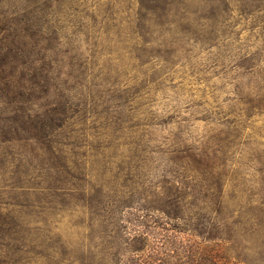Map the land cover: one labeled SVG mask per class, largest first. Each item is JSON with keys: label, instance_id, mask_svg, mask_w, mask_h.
I'll return each instance as SVG.
<instances>
[{"label": "trees", "instance_id": "trees-1", "mask_svg": "<svg viewBox=\"0 0 264 264\" xmlns=\"http://www.w3.org/2000/svg\"><path fill=\"white\" fill-rule=\"evenodd\" d=\"M78 1L0 0V264L26 263L35 191L85 196L84 185L66 180L85 179L79 150L86 144L80 126L90 118H119L137 99L138 91H134L122 104L111 106L103 92L94 89V53L85 52L77 38V33L86 36V43L92 38L88 28L75 23ZM136 1L135 22L128 23L145 46L133 56L142 66L157 61L172 65L184 40H215L219 19L230 9V0ZM234 1L243 9L248 5L252 11L264 8V0ZM214 32V38L210 37ZM178 34L184 39L181 45ZM154 45L157 51L150 50ZM244 67V78L258 75L251 64L240 66ZM236 94L230 108L222 111L219 106L217 115L201 119L217 125L210 138L169 144L171 178L184 187H169L159 206L141 205L180 223L175 226L177 233L207 244L198 259L188 256V261L179 264H256L234 261L231 253L254 249L264 254V188L250 195L246 188H234L226 196L229 182L240 179L239 183H245L246 176L236 166H257L264 183V144L243 143L245 128L240 124L244 117L264 114V91L246 83ZM242 144L247 148H241ZM36 164L40 169L34 174ZM47 178L54 183L45 186ZM189 178L191 182L185 181ZM201 184H205L203 198L197 188ZM126 192L129 200H125ZM134 192L140 191L128 189L117 196V208H133V203L144 200L136 199ZM166 262L171 264L170 259Z\"/></svg>", "mask_w": 264, "mask_h": 264}, {"label": "rangeland", "instance_id": "rangeland-1", "mask_svg": "<svg viewBox=\"0 0 264 264\" xmlns=\"http://www.w3.org/2000/svg\"><path fill=\"white\" fill-rule=\"evenodd\" d=\"M78 2L75 23L88 28L92 38L88 43L83 33H77V38L85 52L94 53V89L101 90L111 106L122 104L134 91H138L137 99L119 118H90L80 126L86 144L79 150L85 179L66 180L84 185L87 192L85 196L76 192V198L58 196L50 189L34 192L32 242L26 263L17 264H167L166 258L179 264L188 261V256L198 259L207 247L202 239L177 233L175 226L180 223L141 205L159 206L169 187H184L171 178L169 144L210 138L217 125L201 119L217 115L219 106L222 111L230 108L238 97L236 90L246 83L264 91V8L252 11L248 5L243 9L230 0V9L217 24L215 40L185 42L178 34L184 47L175 52L172 65L157 61L142 66L133 56L145 46L128 23L135 22L137 1ZM71 33L72 28L67 31ZM214 36L215 32L210 37ZM242 64L254 66L258 75L244 78ZM240 124L245 128L243 143L264 144V114L244 117ZM35 166L37 174L40 168ZM237 168L246 176L245 183H239L240 179L229 182L227 197L234 188H246L249 195L264 188L260 168L252 163ZM53 183V178H47L45 186ZM204 186L197 187L200 198ZM128 189L140 191L134 192L136 199L144 200L133 203V208H117L115 199ZM129 196L126 192L125 200ZM231 256L234 261L264 264V254L254 249H237Z\"/></svg>", "mask_w": 264, "mask_h": 264}]
</instances>
